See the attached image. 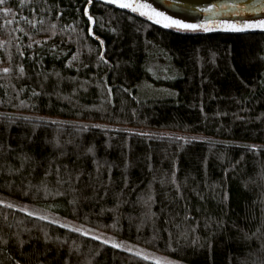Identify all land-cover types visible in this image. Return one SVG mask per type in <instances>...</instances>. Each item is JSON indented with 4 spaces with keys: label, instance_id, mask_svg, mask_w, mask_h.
Instances as JSON below:
<instances>
[{
    "label": "trees",
    "instance_id": "obj_1",
    "mask_svg": "<svg viewBox=\"0 0 264 264\" xmlns=\"http://www.w3.org/2000/svg\"><path fill=\"white\" fill-rule=\"evenodd\" d=\"M0 192L189 264H264V29L0 0ZM0 264L157 263L0 203Z\"/></svg>",
    "mask_w": 264,
    "mask_h": 264
},
{
    "label": "water",
    "instance_id": "obj_2",
    "mask_svg": "<svg viewBox=\"0 0 264 264\" xmlns=\"http://www.w3.org/2000/svg\"><path fill=\"white\" fill-rule=\"evenodd\" d=\"M120 2L149 4L151 8L173 19L203 26L194 31L233 30L226 25L234 24L242 27L249 22L264 20V0H119L117 3Z\"/></svg>",
    "mask_w": 264,
    "mask_h": 264
},
{
    "label": "rangeland",
    "instance_id": "obj_3",
    "mask_svg": "<svg viewBox=\"0 0 264 264\" xmlns=\"http://www.w3.org/2000/svg\"><path fill=\"white\" fill-rule=\"evenodd\" d=\"M158 91L163 92L165 90L163 88L154 89L153 87H147L146 90L147 93L160 95ZM0 203L22 209L25 212L35 216L46 218L63 227L81 233L89 238L112 245L118 249L125 250L132 254L153 261L157 264H189L155 250L149 249L147 247L138 245L126 239H122L115 235L101 231L84 223L62 216L45 207L44 205L26 203L2 192H0ZM116 245H119V247H117Z\"/></svg>",
    "mask_w": 264,
    "mask_h": 264
},
{
    "label": "snow or ice",
    "instance_id": "obj_4",
    "mask_svg": "<svg viewBox=\"0 0 264 264\" xmlns=\"http://www.w3.org/2000/svg\"><path fill=\"white\" fill-rule=\"evenodd\" d=\"M119 0H111V3H117ZM93 0H88V4L91 5ZM120 7L132 9L134 12H140L141 15L148 16L149 19L155 20L157 24H165L166 27H176L182 30H197L202 28V25L185 23L183 20L173 19L171 16H166L165 13L159 12L154 8H151V5L144 3H131V2H120ZM144 9H150V11H143ZM85 15L88 16L89 21H93V17L88 13L87 8H85ZM167 22V23H165ZM226 27L233 30H243L251 28H261L264 29V20L249 22L245 25L237 26L234 24H228ZM207 30V29H205ZM119 247V245H116Z\"/></svg>",
    "mask_w": 264,
    "mask_h": 264
}]
</instances>
